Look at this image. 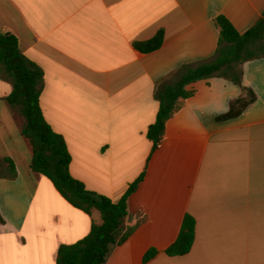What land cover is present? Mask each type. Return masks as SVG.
Listing matches in <instances>:
<instances>
[{
	"label": "crops",
	"instance_id": "0c3cea01",
	"mask_svg": "<svg viewBox=\"0 0 264 264\" xmlns=\"http://www.w3.org/2000/svg\"><path fill=\"white\" fill-rule=\"evenodd\" d=\"M263 12L264 0H0V31L44 70L41 106L67 142L72 175L117 202L144 173L128 199L131 223L143 221L106 264H144L150 248L148 264H264V57L240 65L239 84H189L157 149L147 136L158 87L215 54L216 19L244 33ZM161 30L159 49L135 48ZM12 90L0 77V264H56L61 245L85 238L101 213L76 208L32 170ZM188 214L192 249L169 256Z\"/></svg>",
	"mask_w": 264,
	"mask_h": 264
},
{
	"label": "trees",
	"instance_id": "16d2710c",
	"mask_svg": "<svg viewBox=\"0 0 264 264\" xmlns=\"http://www.w3.org/2000/svg\"><path fill=\"white\" fill-rule=\"evenodd\" d=\"M216 24L220 29V39L215 54L197 64L183 65L169 81L158 87L156 96L160 108L156 121L150 125L147 133L153 150L161 144L166 123L180 108L181 100L193 94L187 89L189 84L212 76L225 77L239 84L242 75L240 65L264 57V12L244 33H240L224 16L218 17ZM163 41L164 32L161 30L149 40L135 42L134 46L141 52H152L159 49ZM0 77L12 82L13 90L6 100L18 108L25 119L22 133L32 147V170L49 178L76 208L86 213L94 210L101 213V223H94L85 238L73 244L61 245L56 264H106L113 248L126 242L143 221L140 216L136 223H131L134 215L129 211L128 199L143 180L144 173L117 202L89 190L84 182L72 175V156L67 142L48 123L41 106L44 70L22 52L17 36L11 32L0 31ZM3 163L10 176L15 177V162L6 157ZM195 228V218L186 215L178 238L167 248L166 254L181 256L189 253L195 241ZM157 253L155 248L147 250L144 264H148Z\"/></svg>",
	"mask_w": 264,
	"mask_h": 264
},
{
	"label": "rangeland",
	"instance_id": "374dc122",
	"mask_svg": "<svg viewBox=\"0 0 264 264\" xmlns=\"http://www.w3.org/2000/svg\"><path fill=\"white\" fill-rule=\"evenodd\" d=\"M19 118H21V117H19Z\"/></svg>",
	"mask_w": 264,
	"mask_h": 264
}]
</instances>
